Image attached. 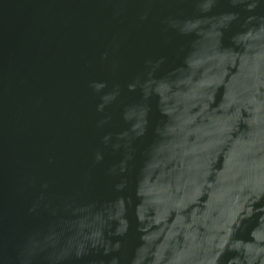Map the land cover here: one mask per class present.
<instances>
[{
	"label": "water",
	"instance_id": "95a60500",
	"mask_svg": "<svg viewBox=\"0 0 264 264\" xmlns=\"http://www.w3.org/2000/svg\"><path fill=\"white\" fill-rule=\"evenodd\" d=\"M0 264H264V0H0Z\"/></svg>",
	"mask_w": 264,
	"mask_h": 264
}]
</instances>
